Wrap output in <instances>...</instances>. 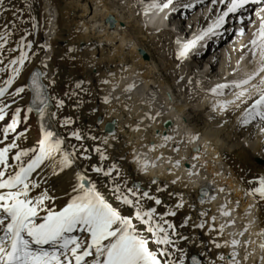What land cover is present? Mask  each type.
<instances>
[{
    "label": "bare ground",
    "instance_id": "1",
    "mask_svg": "<svg viewBox=\"0 0 264 264\" xmlns=\"http://www.w3.org/2000/svg\"><path fill=\"white\" fill-rule=\"evenodd\" d=\"M164 1L141 0L142 5L141 3L140 5L143 12L137 19L132 16L129 9L119 10L121 7L119 8L118 4L112 0H49L55 14L54 23H50V20H47L41 12V0H5L6 6L11 5L21 11L18 13L20 19L14 21L16 27L12 28L7 41L0 40V43L4 44V47L0 49V68L4 69L0 71V87L4 86V81L11 74V68L16 67V65L9 67L11 61L20 55V49L23 48L27 59L19 66V72L6 89L18 85L19 80L24 76L25 64L27 60H30L32 51L34 54L38 51L39 32L44 21L47 25H55V36L48 39L52 53L45 64L46 59L42 58L43 52L41 51L42 53L36 55L33 60L35 64L32 67L37 65L42 69L45 73L43 80L47 88L51 89L53 97L63 99L64 105L60 108L55 107L56 120H53L51 116H44L40 122L35 121V129L21 131L20 135L2 145L14 140L17 147L10 149V153L21 146L33 144L36 137L39 139L40 125L43 123L64 138L66 148L69 144L75 145L77 150L81 144L89 149L99 147L107 156L103 162L99 160L98 153L89 150L88 161L78 156L70 169L56 173L53 166L58 163V160L45 161L42 167L36 169L30 177L40 186L38 189H33V193L38 194L39 191L48 190L50 194L57 196L58 202H63L66 200L64 193L71 194L69 185L74 183L75 171L86 172L87 176L97 180V175L86 168L89 163H97L105 168L115 163L121 175L117 176L113 172L112 181L120 183L122 187L123 181H126L128 186L137 184L140 190L147 191L150 196H158L162 201L160 205H156L154 201H145V207L151 206L162 215L166 210L172 209L177 200L183 201L182 206L175 209V215L167 216L165 219L175 226L179 235L186 238L180 240L178 236L173 237L177 247L185 254L184 264H192L191 256L193 255L198 258L199 264H229L232 259L238 261V264H264V249L259 246L261 243L260 229L264 228V200L248 194L250 188L257 186L258 178L264 176V127L260 128L257 133L255 132L249 140L244 141L240 138L246 132L250 134L252 131L242 123V118L245 109H249L251 101L258 95L253 86L264 88V85L260 83V77L264 76V72L253 76L246 85H241V89H237L235 84L231 83L232 86L229 87L231 90L228 93L224 91L226 88L209 92L208 95H204L205 100L199 104L192 105L188 100H181V94L176 88V81L180 79V76L172 72L171 65L190 54L189 48L184 56L179 58L177 56L181 45L189 42L186 36L192 31L191 28L195 22L190 24L187 32L176 34L174 41L176 59L173 61L169 59L167 63H163L159 56V47L155 46L156 42L151 32L166 25L168 19L166 17L171 9L170 5L165 9L153 8L151 5ZM198 4L200 3L175 6L171 12L170 21L189 18ZM217 4H220L219 0ZM260 7L261 4L256 0H250L242 9L237 10L238 13H229L227 17L233 19L239 16L237 21L244 22L246 18L243 17L246 16L239 11L247 12L255 9L254 16H257L259 21L257 9ZM90 13H92L89 15L90 18L86 19L85 16ZM218 15L219 13L211 17L205 29L203 26L200 28L199 24L206 20L199 17L195 28L196 35L191 36L190 41L196 40V37L202 33L209 32L206 30L210 26L211 29L215 27ZM250 16H253L252 13ZM11 19L13 18L10 13L0 15V31H4L3 24ZM113 21L114 23H111ZM225 25L230 27L226 22ZM257 27L258 25L254 24L248 26L250 38ZM102 31L104 34L101 33ZM225 36L222 34L219 39ZM102 38L105 40L103 44L99 43ZM227 38L228 36L225 39ZM29 41L31 47L27 46ZM115 42L118 43L115 45ZM125 43L126 48L123 46ZM222 43L223 39L214 45V48L220 46L216 50L219 54L225 55L229 49H236L235 45L233 46L234 42L229 43L227 48H221ZM31 48H33L32 51H30ZM202 51L190 55L193 63L191 65L197 64L195 60L211 52V48ZM258 56L259 53H257V58L253 59L252 52H250L249 55L243 54L240 61L235 62V77L238 78H235L236 81L247 79L256 70ZM249 66L252 68H248ZM131 77L140 78L147 88L149 86L153 89L159 88L164 99L170 101L172 111L175 115L177 114L176 118L159 116L158 110L152 107V109H146L145 104V106L137 107L140 100L137 101L133 96L131 100L122 95L117 100H111L112 97L114 98L112 95L115 91H126L132 87L129 86ZM256 78L258 82L251 83ZM49 80L55 83L49 84ZM78 81L82 82L79 89L75 88ZM244 88H247L248 92L245 96L237 98L236 93ZM73 91L76 92L75 96L71 95ZM27 97L29 93H26ZM52 102L55 106V100ZM64 117L71 118L73 123L61 126L59 119ZM162 121H165V124ZM171 122L176 123L177 127L182 126L181 130L178 129L183 133L190 131L191 136L188 133L190 136L188 139L198 148L187 145L186 151L183 149L181 151V147L178 152L172 148L173 153L168 150L170 147L164 138L171 132L173 126ZM236 125L238 129H241L240 132H235ZM75 129H79L84 134L82 141H77L74 137L67 135L69 131ZM235 133L241 134L236 136ZM89 136H95L97 139L89 140ZM113 136L115 139L112 138ZM169 136L171 137L170 134ZM105 138H107L106 143ZM136 151L143 155L141 157L133 155ZM144 154L145 157H143ZM182 154L186 155L185 157L197 159L195 161L199 163L207 162L206 167L204 166L205 170L196 169L194 171L191 165L193 176L190 177L189 173L188 177L184 167L189 163L185 159H183L184 162L178 161L180 165H173V163L169 165L170 162H177L179 155ZM151 162L158 164V167L151 170L147 168L148 174H141L137 165L148 167ZM5 171L7 173L9 169ZM50 172L52 174H47ZM154 173L159 178L155 179ZM99 181L98 189L111 203L116 205L118 202L111 195L109 182L103 177H100ZM203 187L209 191L199 196ZM157 188L161 191L157 192ZM121 207L127 214L126 206ZM222 212H226L227 215H223ZM232 212L236 213V219ZM184 217H188L187 224L184 223ZM201 223L204 225L203 228L192 226ZM239 231H242L243 239L248 242L246 245L248 247L242 250H239L241 243L239 244L237 239L240 236L237 234ZM233 239L238 241L236 245L231 244ZM217 244L220 247H216ZM236 250L240 254L236 253L233 257L231 254ZM174 255L177 259L179 258V253H174ZM245 256H247L246 259Z\"/></svg>",
    "mask_w": 264,
    "mask_h": 264
},
{
    "label": "snow or ice",
    "instance_id": "2",
    "mask_svg": "<svg viewBox=\"0 0 264 264\" xmlns=\"http://www.w3.org/2000/svg\"><path fill=\"white\" fill-rule=\"evenodd\" d=\"M216 2L217 0H213L214 4ZM249 2L250 0H227L226 3V0H219L221 4L226 3V7L217 16L215 26L219 27L229 13L237 12ZM256 2L261 4L257 9L259 24L252 32L249 44L253 59H256L259 53L258 66L247 79L233 82L237 89H241V85H246L253 76L264 70V14H261L264 13V0H256ZM171 3L172 0H165L164 3H153L151 7L165 9ZM20 11L19 8H13L11 5L6 6L5 0H0V15L10 13L13 18L3 24L4 31H0V40L7 41L12 28L16 27L14 21L20 19L18 16ZM206 31H211V26ZM203 35L202 33L197 36L196 40L202 39ZM195 42L193 40L181 45L177 53L178 58L184 56ZM27 46L31 47L30 41ZM3 47L4 44L0 43V49ZM26 59L27 56L21 48L20 55L9 65L16 67L11 68V74L4 81V86L0 87V96L5 95V89L12 84L13 77L19 72V66ZM0 71L4 69L0 68ZM43 75L45 74L41 72H33L30 85H25V87L30 86L34 93L32 105L41 119L45 116L49 99L44 91L46 86L40 84L38 80V77ZM48 83L54 84L55 81L49 80ZM81 83L78 81L75 88L79 89ZM260 83L264 85V76L260 77ZM224 87L226 85H216L213 91ZM253 87L258 95L251 101L250 110L245 109L242 123L257 116L264 119V88ZM23 90V87H17L10 95L17 96ZM247 91V88L238 91L237 98L245 96ZM71 95L75 96L76 92L73 91ZM51 99L55 100L56 108L64 105L63 99L56 97ZM6 108L7 105L0 106V119L4 118ZM32 110L33 107H29L24 111L25 121L28 119L27 113ZM20 112L21 109L16 107L6 127L0 129L5 136L16 128ZM50 115L56 120L55 111ZM72 123L69 117L59 119L61 126ZM67 135L77 141H82L84 136L79 129L69 131ZM112 138L115 139L114 136ZM88 139L95 140L97 137L89 136ZM106 142L107 138H105ZM37 145L34 148H22L16 151L15 155L11 156L13 163L27 156L28 153L32 155L26 164H16L14 168L8 163V152L17 147L15 141L0 147V165H3L0 167V264H184L185 254L177 247L173 237L178 236L180 240L186 238L179 235L175 226L165 219L167 216L175 215V209L183 204L182 200H177L174 207L166 210L162 215L151 206L145 207V201H154L156 205H160L162 201L158 196H150L147 191L140 190L138 186H128L126 181L122 182L123 187L120 183L112 181L113 172L117 176L121 175L115 163L106 168L97 163H89L86 168L97 175V180L87 176L86 172L75 171L74 183L69 185L71 194L65 192L66 200L63 202H58L57 196L50 194L48 190L39 191L38 194L33 193V189H38L40 186L30 177L47 160H58L53 168L56 173H60L70 169L78 156L88 161L89 150L98 153L101 162L107 159L105 152L99 147L89 149L81 144L77 150L75 145L69 144L66 148L64 138L43 123L40 125ZM5 169L9 171L6 173ZM100 177L109 182L111 195L118 202L116 205L98 189ZM156 191L160 192L161 189L157 188ZM248 194L264 200V176L258 178L257 186L250 188ZM121 206H126L127 214ZM222 214L227 215L226 212ZM184 223H188V217H184ZM192 226L204 227L203 223ZM259 235L261 236L259 246L264 249V228L260 229ZM237 243L235 239L231 241L232 245ZM216 247L220 245L217 244ZM174 253H179L178 259ZM235 255L236 253L233 252L232 256ZM192 264H199L195 256L192 257ZM229 264H238V261L232 259Z\"/></svg>",
    "mask_w": 264,
    "mask_h": 264
},
{
    "label": "rangeland",
    "instance_id": "3",
    "mask_svg": "<svg viewBox=\"0 0 264 264\" xmlns=\"http://www.w3.org/2000/svg\"><path fill=\"white\" fill-rule=\"evenodd\" d=\"M112 1H114L116 4H118L119 8L121 7L119 10L126 11V10L129 9V11H131L132 16L134 18L138 19L141 16L142 12H143V10H142L143 8L141 6L142 2H140L141 0H112ZM212 2H213V0H173L172 6L170 4V9L171 10H173L175 6L178 7V6H181V5L185 4V3H187V4L188 3H192L193 5L196 4V3H200V4H198L195 7L194 11L192 12V14L190 15L189 18L187 17V18H183L182 20H179V19L178 20H176V19L175 20H171L169 25L166 22V25L163 28H160L159 30L156 29L157 31L154 29L151 32V34L153 33V37L155 39L154 41L156 42L155 46L159 47V54H160L159 56H160V59H161V61L163 63H167L169 59L171 61H173V59H176L177 56H176V54L174 52L175 37L177 35H179L180 33H182V32L183 33L187 32L188 30H186V29H188L190 27V24L192 22H195V23H193V26L195 25V28H196L197 19L199 17H203V20H204V17L207 16V14H206L207 13V10H206L207 5L208 4L214 5ZM140 3H141V5H140ZM216 4H217V2H216ZM220 4H217V7ZM221 6L222 5H220V8L223 9V7H221ZM217 7H216V9H217ZM40 9H41L42 14L47 18V20H50V23L51 22L54 23V20H55L54 8L50 4L49 0H41ZM239 13L245 14L246 17H243V18H246L245 21L244 22H242L240 20L237 21L239 16L233 17V19L232 18L228 19V24L230 25V27L229 26L226 27V25H225L224 30L227 29V31L223 35L224 36L226 35V36L224 38H222L223 39V43L221 44V46H223L221 48H224V47L227 48L226 46L229 43L232 44L234 42L233 46L235 45L234 46V47H236V49L234 48L235 50L233 48L229 49V51L225 55H222V54H219L216 51L220 46L219 47H215V48L212 47L213 49L211 48V52L206 53V55H204L201 59L195 60V61L198 62L195 65H191L193 63H192V59L190 57V54H188L186 57L184 56L181 61H179V62H177L175 64L172 63V65H171L172 66L171 67L172 68L171 69L172 72L174 74L178 73L179 76H180V79L176 81V88L178 89V92L181 94V98H182L181 100H188L189 103L192 104V105L194 103L195 104H197V103L199 104V103L202 102V100H205L204 95H208L209 92H213V89L216 87V85H226V87H224V88H219V89L222 90V89H225L227 87L232 86L231 83H233L234 81H236V79H238L237 77H235V71L231 72L229 67H230L232 61L234 63L236 62V60L234 59L236 57L235 54H239L240 53L239 50L241 51V49L245 47V43L247 42L246 40H248V41L250 40L249 39L250 35L248 34L249 31L244 37H243L244 34L243 35L240 34L243 31L242 28H244V26H247L248 24L250 25V24H252L254 22L253 17L250 16L251 15L250 11L245 12L243 10V11H239ZM247 14H248V16H247ZM89 15H92V13L88 14L87 16H85V18L89 19L90 18ZM243 18H242V20H244ZM111 23H114V21L111 22ZM43 24H45V25H43ZM195 28H194V30H195ZM54 30H55V25L54 24H52V25L48 24L47 25L43 21L42 28H41V30L39 32V40H38V44H37L38 51H37L36 54H34V52L32 51L33 48H31L30 51H32V55L29 57L30 60H27L28 62L25 64L24 76L20 80H19V76H18L16 78L17 81L19 80L18 85L13 87V88H11V89H5L6 90V92H5L6 96L3 95V96L0 97V106L7 105V108L5 110L4 118L0 119V129H3L4 127H6L7 123L11 120V114L15 110L16 107H19L21 109V112L18 114V123L16 125V128L14 130H10L9 133L7 134V136H5L2 131H0V147L4 146V145H2V143L8 142L11 139L15 138V136H17V133H20L21 131H24L25 129H27V130L35 129V127H34L35 126V120L33 118V115H32L31 111H29L27 113V115H28L27 121H25L23 119L24 111L26 109H28L27 104H26L28 97L26 98V93H29L27 88L25 87V80H26V76H27L28 72L30 71L32 65L35 64V62L33 60L35 59L36 55H38L41 51L43 52V55H42L43 57L42 58L46 59L45 64H47V59H48L49 55L52 53V50H51V48H50V46L48 44V39L49 38H53L55 36V31ZM191 30H193V27L191 28ZM238 30H240L239 33H238ZM103 31L101 33L104 34ZM117 34H118V32L116 33V35ZM227 36H228V38L225 39ZM241 37H243V38L241 39ZM222 39H220L219 42ZM99 41H100L99 43H101V44H103L105 42V40L103 38L101 40H99ZM242 41H246V42L242 43ZM109 42H111V41H109ZM109 42L107 43V45L109 44ZM117 43L115 42V45ZM123 46L126 48L127 44L125 43ZM240 46H241V48H239ZM247 49H248L247 50V52H248L250 47H248ZM250 52L251 51H249L246 55H249ZM174 55H175V57H174ZM202 59H204V60H202ZM226 68H228L227 72L225 74H222V71L225 70ZM131 79L129 81V83H130L129 86H132V87L134 86L133 87L134 89L133 90L128 89L126 91H119V92L115 91L114 95H112V96H114V98L112 97L111 100H115V99L117 100L118 97L121 96V95L123 97L126 96L125 97L126 99H130L131 100L132 99L131 97L133 96V98L136 97L137 101L140 100L139 103H138L139 105L136 104V106L138 105L137 107H140L141 105H143V106L146 105V107H145L146 109H150L152 107V108H155L156 110H158L157 114L159 116H164L166 118H169L171 116V118H176L175 112L172 111L173 108L171 109V107H170L171 106L170 101L164 99L163 93H162V91L159 90V88L153 89L150 86H149L150 88L149 87L147 88L146 86H144V83L142 82V80L140 78H135L134 79V77H131ZM257 79L258 78H256V80L251 82V83L254 84V83L258 82ZM132 83H133V85H132ZM17 87H23L24 90L22 92H20L17 96L10 95L15 90V88H17ZM48 91H49L50 97H53L51 89L49 87H48ZM122 92H124V93H122ZM51 100L53 101V99H51ZM147 100H149V101H147ZM154 105H155V107H154ZM168 108H170L169 111H168ZM171 114H173V115H171ZM242 120H244V117L242 118ZM171 123L173 125V126L171 125L172 126L171 132H169L171 137L168 134V136H166V137H170V139H167V140L165 139L164 140L165 142H167L168 146L170 147L168 150H171V152L173 153L174 149H175L176 152L180 151V149H181V151H182V149L184 151H186L187 150V145L188 146L192 145L193 147H197V146H194L193 142H191L189 140L190 136H191L190 131L185 129L188 132L183 133V132L179 131V129L181 130L182 126L178 125L179 127H177V125H175L176 123H173V122H171ZM244 124L247 126V128L252 130L250 134H249V132L248 133L246 132L245 134H243L240 137L241 139H243L245 141V140H249L251 138V136L255 135L254 134L255 132L257 133V131L260 128L264 127V119H261L260 117H254L252 119L247 120V122L244 123ZM173 127H174V129H173ZM176 127H177V129H176ZM235 127H236L235 132H240L241 129H238L237 125ZM173 130L176 133H178V136H176V133H174ZM188 133H189L190 136L188 135ZM184 134H185V137H184ZM186 134H187V137H186ZM239 134H241V133H239ZM239 134L235 133L236 136L239 135ZM172 136H173V138H172ZM179 136L184 141L182 139H180V138H177ZM37 141H38V138L36 137L35 141L33 142V144L28 145V146H21L18 149L14 150L13 152H10V153L8 152V156H9L8 163L10 165H12V168H14L16 164H21V163H25L26 164L27 160L31 157L32 153H28L27 156L21 157L19 160L15 161L14 163L11 160V156L15 155L16 151H18V150H20L22 148H34V147H37L38 146L37 145ZM171 143H172V145H174V147L172 145L170 146ZM184 145L186 146V148H185ZM177 147H178V149H177ZM182 147H184L185 149L182 148ZM183 153H185V152H183ZM204 154H207V152H204ZM133 155H135L137 157H141L143 155V153L142 154L140 152L137 153V151H136V152H134ZM182 156H183V158H182ZM185 156L186 155H184V154H182L181 156L179 155V160H177V162H170L171 164H169V165H172V163H173V165H176V164L180 165V163H178V161L179 162H181V161L184 162L186 160L189 163L190 166L187 165L186 167H184V169L187 170L186 171L187 172V176L190 173L189 174V176L191 175L190 177L193 176V174H191V167H192L191 165H193L194 171H196V169L205 170L207 162L206 163H202L203 162L202 161V162L199 163L198 161H195L197 159L191 158V157H185ZM143 157H145V154H144ZM183 159H185V160H183ZM188 159L190 161H188ZM190 163H192V164H190ZM138 165H137V167H139V171L143 175L148 174V171H147L148 169L147 168H149V170H151V169H154V168L158 167V164L157 165L156 164H152V162H151V164H149L151 167L150 166H148V167H142L141 166L140 167ZM152 165H154V166L152 167ZM143 168H145V169H143ZM153 177L155 179L159 178V176H157L155 173L153 174ZM135 186H138V185L135 184ZM232 214H234L233 216L236 219L237 218L236 217L237 216L236 213L232 212ZM237 234L238 235L240 234V236L237 238L238 241H239V244L241 243L240 244V248L241 249L239 248V250H242V248L244 249V248L248 247V246H246L248 244H245V241H247V240L243 239V237H242L243 236L242 235V231H239ZM235 253H238L237 250L235 251ZM238 254H240V253H238Z\"/></svg>",
    "mask_w": 264,
    "mask_h": 264
},
{
    "label": "water",
    "instance_id": "4",
    "mask_svg": "<svg viewBox=\"0 0 264 264\" xmlns=\"http://www.w3.org/2000/svg\"><path fill=\"white\" fill-rule=\"evenodd\" d=\"M33 72H41L42 73V69L39 66H37V65L33 66L32 69L29 71L27 77H26L25 85H30ZM38 80H39L40 84L46 86L42 76L38 77ZM27 89L29 91V98L27 100V105H28V107H33L32 113L34 115L35 121L36 122H40L41 118H40L39 114L35 111L34 106L32 105V98H33L34 93H33V91H32L30 86L27 87ZM44 91H45L46 95L49 97L48 102H47V109H46L45 116H49L50 117L51 116L50 113L52 111H55V106H54L52 100L50 99V96H49V93H48V90H47V86L44 88ZM207 192H208V189L206 187H204V188H202L200 190V195L199 196H201L202 193H207ZM193 256H191V260H192ZM196 259H197V257H196ZM197 261H198V259H197Z\"/></svg>",
    "mask_w": 264,
    "mask_h": 264
}]
</instances>
